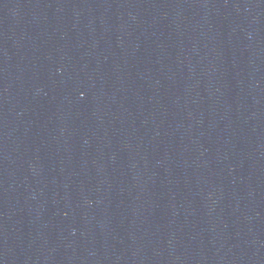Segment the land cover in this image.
Instances as JSON below:
<instances>
[{
	"label": "water",
	"instance_id": "obj_1",
	"mask_svg": "<svg viewBox=\"0 0 264 264\" xmlns=\"http://www.w3.org/2000/svg\"><path fill=\"white\" fill-rule=\"evenodd\" d=\"M0 264H264V0H0Z\"/></svg>",
	"mask_w": 264,
	"mask_h": 264
}]
</instances>
